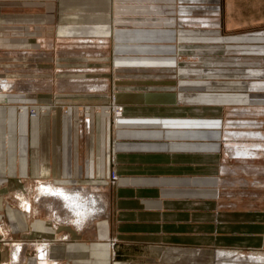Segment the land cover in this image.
Here are the masks:
<instances>
[{"label":"crops","instance_id":"obj_1","mask_svg":"<svg viewBox=\"0 0 264 264\" xmlns=\"http://www.w3.org/2000/svg\"><path fill=\"white\" fill-rule=\"evenodd\" d=\"M4 1L54 4V39L48 45L54 54L56 39L81 38V46L97 47L99 56L90 61L106 66L111 77L106 92L100 91L102 99L87 107L107 108L109 84L115 85L117 94L128 90L142 96L148 74L178 69L173 59L180 40L178 0H0ZM225 5L223 0L227 29L264 22V0H230L231 10ZM46 18L43 13L2 15L0 11V23L5 25L43 24ZM57 75L9 68L0 72V81L10 87L0 90V184H18L12 187L17 191L39 182L93 190L106 187L109 217L81 230L64 225L55 229L0 199V221L3 211L10 219L8 225L0 224V243L8 242L5 233L11 227V232H32L47 242L56 237L43 264H111L113 248L120 255L131 248L243 249L264 238V205L240 207L226 203L218 193L223 190L219 179L226 167L221 164L223 119L207 115L217 112L218 106L207 107L201 96L178 105L173 99L175 94L180 97L177 92L163 101L138 97L121 102V117L112 127L108 114L102 115L96 131L95 118L89 129L88 114L76 113L71 103L61 99L66 95L61 89L47 88L58 80H81ZM16 81L22 82L18 88ZM94 90H81V96ZM27 104L51 110L30 116ZM64 105L66 112L61 109ZM111 167L118 175L116 183L109 179ZM62 234L69 239L60 241ZM7 258L0 253V261ZM20 263L40 264L26 255Z\"/></svg>","mask_w":264,"mask_h":264},{"label":"rangeland","instance_id":"obj_2","mask_svg":"<svg viewBox=\"0 0 264 264\" xmlns=\"http://www.w3.org/2000/svg\"><path fill=\"white\" fill-rule=\"evenodd\" d=\"M229 2L230 0H226V10L230 8ZM0 11L2 15L29 12L43 13L47 16V22L43 24L5 25L0 23V72L5 71L6 68L13 72L20 69L33 73L56 71L58 75L63 73L61 78L81 80L80 83L58 80L47 88L61 89V92L66 94L61 99L71 103L76 113L88 114L86 125L89 129L94 127L95 118L97 131L98 119L104 114H108L112 127L121 117L123 104L121 102L138 97L146 101H163L172 98L177 92L180 97L178 98L175 94L173 99L178 105L183 104L185 99L190 101L196 96H201L207 107L218 106L217 112H207L209 117L216 115L217 118L223 119V163L221 164L226 167L225 169L223 167L224 170L219 179V185L223 186V190L220 189L221 192L219 190L218 193L222 195L226 203L231 202L240 207L257 209L264 205V22L227 29L224 27L223 20V0H178L176 14L179 17L180 40L177 56L173 57L175 63L179 65L178 69L165 74H148L150 77H146L147 81H143L146 82L147 89L145 94H141L142 96L127 92L128 90L117 94L115 85L109 84L110 101L107 108L105 106L100 110L95 106L87 107L85 104H90L91 101L98 104L97 102L103 97L100 91L106 92L107 78L111 77V73L101 63L90 61L92 57L99 56L96 52L98 49L93 46H81V38L56 39L55 54L54 50L48 47L54 39L55 7L53 3L37 2L21 5V3L4 1L0 2ZM27 32L29 36L25 35ZM113 57L114 55L111 56V63H109L112 69L115 67ZM73 73H78L79 76L71 77ZM29 75L31 76L32 73ZM109 80L111 81V78ZM21 83L16 81L15 88H18ZM5 84L7 83L0 81V90L10 88L9 84ZM117 84L124 86L123 81H118ZM36 87L39 88V86ZM92 88L95 89L90 92L92 95L89 93L81 96L83 93L81 90L88 92L87 90ZM21 107L18 109L20 110ZM26 107L30 116L41 115L42 110L43 112L51 110V107L43 109L44 106L36 104H27ZM30 109H35L36 112L31 114ZM61 109L62 112L67 111L65 105ZM231 133L237 137L232 136ZM252 133L261 134L262 137L247 136ZM242 152L252 154L244 157L241 155ZM110 163H114L113 156ZM111 170L114 169L111 167ZM110 172V182L116 183L118 175L116 180H111ZM44 185L57 190V194L62 188L73 196L81 195L83 198L80 200L85 202L91 196H96L104 203L103 213L87 216L80 223L76 214L68 208V202L52 191L48 193L43 191ZM15 186L18 184L13 186L0 184L2 202L11 208L19 209L26 217L31 215L30 218L46 220L55 229L64 225L73 227L74 230H78L79 226L81 230L85 225L101 217H109L105 201L108 195L106 187L99 186L93 190L80 186L69 187L39 182L26 185L17 191L15 188L12 189ZM2 213L4 217L0 224L6 226L10 223V219L4 211ZM16 225L14 222V226ZM10 228L8 227L6 233L4 230L8 242L0 243V253H6L8 258L0 261V264H22L20 260L23 255L36 257L40 264L46 262L45 255L56 237H51L50 242H47L44 238L34 237L32 232H11ZM59 239L66 241L69 235L62 234ZM260 239H262L260 242L255 241L253 246L243 249L131 248L127 251V255H120L121 253L113 248L110 253L111 264H220V257L216 254L223 251L234 255L231 254L232 261L228 260V264H238L239 261L244 263L250 256L264 258V238ZM17 247H21V251L18 256H15ZM261 261V264H264V259ZM253 264L260 263L257 261Z\"/></svg>","mask_w":264,"mask_h":264},{"label":"bare ground","instance_id":"obj_3","mask_svg":"<svg viewBox=\"0 0 264 264\" xmlns=\"http://www.w3.org/2000/svg\"><path fill=\"white\" fill-rule=\"evenodd\" d=\"M7 85V84H5ZM21 111L23 110V108L21 107L20 109ZM34 110V109H33ZM115 111V110H114ZM36 112V110H35ZM43 112V110L41 111ZM119 113V112H117ZM116 113V114H117ZM117 116V115H116ZM246 134V133H245ZM245 134L243 136H245ZM232 135V133H231ZM232 136H235L237 137L234 133ZM240 136V135H238ZM247 136H252V137H256V136H261V134H247ZM230 138V137H228ZM238 151V150H236ZM251 152V150H249ZM249 154H252V153H249V152H242L241 155L244 156V157H247V155ZM253 156V155H252ZM117 176V175H116ZM42 184V183H40ZM42 187V186H41ZM39 190V189H38ZM43 191H46V193L48 192H51L52 193H56L57 190L53 189L51 187H49L48 185H44L43 186ZM60 192H58V196H60L62 199H64L66 202H68L67 206L68 208L70 209V211L74 214H76V217L78 218L79 222H83L84 221V218L87 217V216H92L88 213V210L89 209H93V210H99L97 211V214H100V213H103V209H104V203L96 196H91V198H89L86 202L83 200L81 201L80 199H82L83 197L81 195H71L67 190H64L62 188L59 189ZM40 192V191H39ZM73 193V192H72ZM84 193V192H83ZM55 195V194H54ZM47 198V197H46ZM57 216V215H56ZM97 218V217H96ZM21 247H17L16 251H15V256H18L19 252L21 251L20 249ZM44 250V249H43ZM222 251V250H221ZM217 252V250H216ZM42 254V253H41ZM231 254L230 252H227V251H223V252H218V254H216V256L218 255V257H220L219 260L220 261V264H228V260L232 261L231 259ZM233 255V254H232ZM42 256V255H41ZM234 256V255H233ZM264 257V256H263ZM249 259L247 261H245L244 263H242L241 261H239L240 263L238 264H253L254 262L257 263V261L261 264L263 260L262 257L260 256H254V257H248ZM247 259V258H245ZM260 259V261H259ZM42 260V259H41ZM236 260V259H235ZM230 261V262H231ZM234 261V259H233ZM238 261V260H236ZM234 264V263H233ZM237 264V263H236Z\"/></svg>","mask_w":264,"mask_h":264},{"label":"built area","instance_id":"obj_4","mask_svg":"<svg viewBox=\"0 0 264 264\" xmlns=\"http://www.w3.org/2000/svg\"><path fill=\"white\" fill-rule=\"evenodd\" d=\"M30 113L31 114H34L35 113V109L34 110L33 109L32 110L30 109ZM110 178H111V180H116L117 179V176H116L114 170H111V172H110Z\"/></svg>","mask_w":264,"mask_h":264},{"label":"clouds","instance_id":"obj_5","mask_svg":"<svg viewBox=\"0 0 264 264\" xmlns=\"http://www.w3.org/2000/svg\"><path fill=\"white\" fill-rule=\"evenodd\" d=\"M97 211H99V210L89 209V210H88V213H89L90 215H95V214H97ZM78 230H79V226H78Z\"/></svg>","mask_w":264,"mask_h":264}]
</instances>
